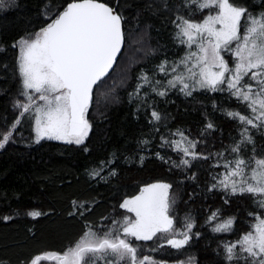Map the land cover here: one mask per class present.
I'll return each mask as SVG.
<instances>
[{
    "label": "trees",
    "instance_id": "obj_1",
    "mask_svg": "<svg viewBox=\"0 0 264 264\" xmlns=\"http://www.w3.org/2000/svg\"><path fill=\"white\" fill-rule=\"evenodd\" d=\"M71 2L3 0L0 133L11 130L12 135L0 149V264H29L37 254L63 253L89 227L98 234L109 231L113 221L131 217L120 207L123 201L153 183L171 185L169 214L180 230L187 222L193 224L192 239L175 249L166 242L168 234L158 233L150 241H133L138 256L150 255L157 264H249L243 258L229 261L225 245L251 231L255 217L264 218V208L249 194L230 195L212 184L225 171L214 166L218 161L222 165L218 154L232 159L236 153L231 148L240 143L245 127L227 112L251 115L250 110L226 91L198 89L186 96L169 89L160 96L148 85L135 95L142 74L161 81L156 88L164 90L166 77L158 66L164 61L171 66L189 51L176 39L178 17L202 21L215 10L201 11L188 0H99L121 16L125 47L113 72L94 89L88 137L80 145L49 139L37 143L31 111L23 113L18 107L27 100L21 95L19 52L13 45L38 33ZM232 2L253 16L264 14V0ZM223 54L231 67V56ZM35 95L34 104L39 103ZM178 131L195 141L194 151L208 159H192L165 143L180 140ZM248 135L253 142L241 143L239 155L245 160L264 157V125L248 126ZM33 211L41 215L33 217ZM214 212L217 219L210 222ZM228 218L234 220L230 231H213Z\"/></svg>",
    "mask_w": 264,
    "mask_h": 264
},
{
    "label": "snow or ice",
    "instance_id": "obj_2",
    "mask_svg": "<svg viewBox=\"0 0 264 264\" xmlns=\"http://www.w3.org/2000/svg\"><path fill=\"white\" fill-rule=\"evenodd\" d=\"M188 3L201 11L214 9L215 13L208 14L201 22L178 17L176 39L189 51L171 66L167 61L158 66V72L166 77L164 90L157 91L156 85L161 81H153L147 74H142L135 95L148 85L160 96L166 95L169 89L186 96L198 89L226 91L244 104L251 115L227 112L245 127L240 143L231 148L236 155L224 160L223 153L218 154L222 165L218 161L214 166H222L225 171L213 177L216 183L212 188L230 195L249 194L259 207L264 208V157L245 160L239 155L241 143L253 142L248 135V126L264 125V14H248L247 9L235 5L232 0H188ZM0 7H3V0H0ZM123 44L122 18L111 7L99 0H72L46 27L13 45L19 52V72L24 89L21 95L27 100L18 107L23 113H33L37 143L45 138L67 144L84 143L91 130L88 111L93 90L108 75ZM222 53L231 56V67ZM32 93L38 94L35 99L44 103L34 104ZM151 115L155 120L160 119L155 111ZM11 135V130L0 133V149ZM176 135L180 140H166L165 143L192 159H208L194 151L195 141L188 140L183 132L178 131ZM181 164L188 165L189 160L181 159ZM170 187L167 183L145 186L139 195L120 205L133 213V217L113 221L110 230L103 234L89 227L74 246L63 253L37 254L29 264H41L42 261L54 264H121L122 261L124 264H157L150 255L138 256L139 249L133 241H150L163 233L168 234L165 237L168 245L181 249L192 239L189 233L193 224L187 222L184 230H180L175 218L169 214L172 206L168 197ZM30 215L38 217L41 213L33 211ZM217 216V212L212 213L209 221L216 220ZM255 219L251 231L225 245L229 261L243 258L249 264H264V218L257 215ZM233 223V218H228L217 223L213 231H230ZM238 246L239 253L236 251ZM243 253L247 256H242Z\"/></svg>",
    "mask_w": 264,
    "mask_h": 264
},
{
    "label": "rangeland",
    "instance_id": "obj_3",
    "mask_svg": "<svg viewBox=\"0 0 264 264\" xmlns=\"http://www.w3.org/2000/svg\"><path fill=\"white\" fill-rule=\"evenodd\" d=\"M3 8H4V6L3 7H0V12L3 10ZM212 14H214V13H212ZM196 22H201V21H196ZM193 47H195V46H193ZM223 54V53H222ZM34 94H36V93H32V95H34ZM35 96H38V94H36ZM38 102H39V104H43L44 102L43 101H39V100H37ZM29 122L31 123V126H32V129H33V132H34V134H35V136H36V131H35V127H36V125H35V119H34V117H33V113L31 112L30 113V116H29ZM37 138V137H36ZM45 139H47V138H45ZM41 140H44V139H41ZM140 194V193H139ZM138 194V195H139ZM168 197H169V201H170V190L168 191ZM128 199H130V198H128ZM170 210V209H169ZM134 216V214L133 213H131V217H133ZM234 224V223H233Z\"/></svg>",
    "mask_w": 264,
    "mask_h": 264
},
{
    "label": "water",
    "instance_id": "obj_4",
    "mask_svg": "<svg viewBox=\"0 0 264 264\" xmlns=\"http://www.w3.org/2000/svg\"><path fill=\"white\" fill-rule=\"evenodd\" d=\"M102 3V2H101ZM108 6V5H107ZM110 7V6H109ZM112 8V7H111ZM113 9V8H112ZM113 11L115 12V13H117L116 11H115V9H113ZM118 14V13H117ZM122 27H123V31H124V24H123V20H122ZM124 47H125V34H124V44H123V46H122V48H121V51H120V53L117 55V57H116V61H115V63L113 64V67L109 70V73H108V75L107 76H109L112 72H113V70L115 69V66H116V64H117V62H118V60H119V58H120V56H121V54H122V52H123V50H124ZM106 76V77H107ZM106 77H104V79L106 78ZM95 89V88H94ZM93 95H94V90H93Z\"/></svg>",
    "mask_w": 264,
    "mask_h": 264
}]
</instances>
